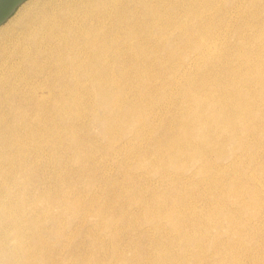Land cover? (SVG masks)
Returning <instances> with one entry per match:
<instances>
[{
	"label": "rangeland",
	"instance_id": "obj_1",
	"mask_svg": "<svg viewBox=\"0 0 264 264\" xmlns=\"http://www.w3.org/2000/svg\"><path fill=\"white\" fill-rule=\"evenodd\" d=\"M35 1L37 0H26L23 4H21L17 8L16 12L4 24L0 26V33L5 28H9L11 27V25L13 26L20 15L23 14L26 9ZM238 11L240 12L228 11L226 16L219 20L218 24H206V28H201L199 29L200 31L194 32V36H190L192 38L191 41L187 38L189 36L188 34L191 35L190 32H193V30L191 29V24H186L188 26L187 28H179L181 26H184L182 24L178 25L179 27H177V29L176 27H174L167 31L163 30L161 34L164 40L162 47L164 46V48H162L163 50L161 49V54L159 53L158 55H152V57L146 61H136L126 58L118 59L116 61L117 64L114 62L112 67V74L116 79L111 78L114 77L113 75L109 77H100L101 85L99 89H97L98 92H85L86 94H84V97L86 95L87 96L85 99L83 98L84 101H80V105L77 104L70 108H53L55 106L49 104L38 105L28 103L24 105H16L12 108L5 106L2 109L3 114L0 116V144H3L1 149L2 152L6 153L5 151H8L6 145H8L9 143L13 141L14 143H17V145L14 144V168L12 167V169L9 170V164L8 162H6L5 168L3 169V175L8 177L9 180L12 178V180L15 181V184L17 186H15V188L18 191V199H26L28 205L32 203L29 208L31 207L30 213L33 220L36 221V219H38L37 222H45L49 217V219L47 220L48 224L46 225L45 223L46 228L42 227L40 229H36L34 232L35 239L37 241L40 239L41 240L38 242L33 241V243L27 247L28 249L26 248L27 251L24 250L22 252L23 259L20 258L17 264H264V98L260 97L261 95H264V90L262 91V89H264V87H262L264 86V84L262 86H259L251 82L248 86H240V89H244L246 91L247 96L245 95L244 98L249 97V100L256 102V108H254V110L250 111L249 114H247L249 125L242 126L241 124L239 125V123H237L238 128L237 126L236 128L238 129V131L236 129L235 132L233 131L232 133H230L231 135L226 134L227 132L221 133L225 135H222L223 137L221 135L219 136L223 141L227 139L226 136H229V139L224 142H222L219 138L218 143H222L221 145L223 149L217 143V140L215 143L213 142L215 145L211 143L215 148H212L213 146H209V149H207V145L204 146L203 144L204 139L202 138V134L200 136L198 135L201 142L199 141V138H196L197 135L196 137L194 136L195 139H191V141L193 140V143L195 140L194 144H196L197 142V144L204 146L205 149H207L205 154L206 157L209 155L207 158H209L211 162H207V160L203 162L188 161L189 152L187 153V151L184 150V147L185 149L187 147L188 149H192L195 145L192 147L190 145V142H188L187 146V141H184L185 139L183 138L181 139L183 127L181 126V123H179L182 122V114L184 109L183 103L185 101L188 90H193L201 94L205 93V90L209 91L208 89H210L211 92L209 91L208 93L206 91V93H208L210 97L212 96V94V97H215L217 95L223 94L224 92H227L229 89H232V86L228 87V81L230 86V82L235 77V75L254 76L258 69L260 70V68L262 69L263 67L264 70V66H262V64L264 65V0H252L250 3L248 0L247 5ZM178 33L179 36H177ZM185 34L187 35L185 36ZM171 37L176 38V41ZM256 38L257 40L253 42V40H255ZM185 39L187 41V44L186 41H184ZM167 40L169 42H167ZM194 41L203 42V45L205 47L199 49L194 44ZM239 43H241V46L239 45ZM166 44H168L167 48L165 47ZM257 44H259V46ZM170 45H172V47H170ZM212 47L213 49H211ZM206 51H208V53ZM162 54L165 57H163ZM170 54L171 56H169ZM191 61L193 64L191 63ZM252 62L255 64L253 65ZM169 64L172 65L169 66ZM232 66L235 68L233 69ZM144 67L150 70L148 71ZM133 74L137 77H135ZM185 77L188 78L186 79ZM110 79L112 80V86L110 85V83H108L111 82ZM156 80L158 81L156 82ZM204 83L206 84V86ZM183 85L185 86L184 88ZM114 87L115 89H112ZM143 87L146 89L143 90ZM100 88L104 90L100 91ZM204 88L205 90H203ZM201 89L204 92H201ZM258 89L260 90L259 92ZM106 90L108 93L106 92ZM110 90L113 91V95L111 94ZM100 93L101 96L99 95ZM110 95H112L113 99H111ZM97 96H100L99 99L97 98ZM105 96L109 98L107 99V101H105ZM101 97H105V99L103 98L104 101H101V103H105L108 101L111 102L110 107H108L109 111L107 110V105L109 106V102L101 104L99 101L102 100L100 99ZM112 100H115L116 102H112ZM93 104L94 106L90 107ZM99 105L103 106L100 108ZM79 106L82 109L79 108ZM63 108L66 110V112H64L65 110ZM123 108L127 111L126 113ZM21 110L24 114L26 113L25 118L23 117L24 114H22V116V112H19ZM67 111H70V113L68 114ZM112 111L115 112V115L114 113H112ZM9 113H11V117L9 116ZM60 113L62 115H60ZM66 113V117H63V115ZM57 114L59 115L58 117ZM78 114L81 115L79 116ZM179 114L181 116L180 118H178ZM103 115L105 117L107 116L106 120H104L106 122L103 121V119L105 118L103 117ZM123 118H125L126 120ZM141 118H143L142 121ZM113 121L115 122L113 123ZM128 121L130 123L132 122L134 125L131 123L132 126H129L130 123ZM16 124H18V126H16ZM106 125L109 127L107 128ZM110 125H112V127H110ZM134 127L135 132L131 131L134 129ZM240 128L242 129V133H245V135H242ZM262 128L263 130H261ZM10 129H12V131ZM67 129L69 131H67ZM128 129L130 131V134H127ZM251 129L252 132H250ZM65 130L68 133H66ZM27 131L28 133H26ZM108 131L111 133H109ZM239 132L242 136L239 134ZM233 133H236L235 136L233 135ZM22 134H24V136ZM197 139L199 142L197 141ZM241 140H243V142ZM174 143V147H176L177 149L174 151L179 150L182 152L180 153L181 155L179 157L181 159L183 158V156L187 157L186 159L184 157L182 159L183 161L180 160L179 157H177V160L175 158V163L170 159V150L172 148L169 149V147H171L170 145ZM229 144L230 146L228 147ZM189 146H191V148ZM226 146L230 151L225 148ZM232 148L233 150H236V152H234L237 155L235 156L234 160H232L233 158H231L233 157L232 153H234ZM160 149H162L163 151H160ZM166 149H168V153L166 152ZM224 149L226 152L224 151ZM209 151L211 152L209 153ZM241 151H245L244 155H247L251 158H248L247 156L245 157L244 155L242 156L241 154H243V152ZM27 152H30V154ZM165 152L167 154H165ZM219 152H222L221 155L223 154V157L220 161L216 159V157L218 158L217 154H219ZM26 153L28 154L27 156ZM183 153H185V155ZM154 154H157V156L155 155L157 160L154 157ZM163 154L166 156L164 157ZM228 154L230 155V157ZM158 155L161 159L158 158ZM140 158L143 160L140 161ZM237 158H240L239 160L242 162H240ZM162 159L163 163L161 164V166L159 163L162 162ZM166 159L169 162L167 163V168L164 166V163L167 166ZM146 160H148L149 162ZM235 160L236 163L238 162V165L236 163H232L235 162ZM144 162L145 164H143ZM138 163L140 164L139 166H137ZM239 163H242V165ZM178 164L183 168L180 167L179 169ZM246 164L249 165L247 166ZM170 165H172V167L174 166L175 168L173 169L172 167H170ZM192 165L195 168H192ZM160 166L161 170L158 169L160 168ZM232 168L235 170H233ZM258 168L260 169V171ZM175 169H177V171H175L177 173L174 172ZM183 169H185L184 172ZM195 170L197 174L199 171V175L196 174ZM152 171L153 173H151ZM258 171L262 175H259ZM238 172H240V174ZM20 174L25 175L21 176ZM231 176H233L234 179L231 178ZM16 181L19 183V185L22 186H19ZM209 182L211 184H209ZM215 183H218L217 186ZM234 185L236 186L234 187ZM22 189L24 190V192H22ZM153 189L155 190V192L152 191ZM212 189L214 191L217 190V193ZM222 189H224V191ZM229 189L234 193L232 191L229 193ZM254 189L257 190V193ZM235 191L237 192L235 193ZM208 192L214 194L208 195ZM249 194L252 196H250ZM173 195L175 196V198ZM157 196L160 198H157ZM176 196L179 198L176 199ZM227 197L228 199H226ZM162 199L164 200V202ZM39 200L41 205L40 203H37ZM132 201L137 202L138 204L133 203ZM52 203L53 205H51ZM68 203L71 204L69 205ZM49 205L50 207H48ZM209 205H211L212 207ZM144 206L146 211L143 208ZM215 206L218 207V210L217 208H215ZM33 207L35 210H33L34 212L32 211ZM213 208L214 211L210 212L213 210ZM222 210H224L223 212L225 216L222 214ZM98 212L100 214H98ZM143 212L146 214L145 217V214ZM32 213L34 214L32 215ZM228 213H230V215H228ZM190 214L191 216L189 217ZM218 214L220 216L216 218ZM220 217L221 222H219ZM105 220H108V222ZM166 220L168 222H166ZM206 221H209L210 225L209 222L207 223ZM49 222H53L51 223V226ZM106 223H108V225ZM150 223L152 224L151 226ZM52 224L54 226H52ZM174 224L176 226L178 224L177 227L179 229ZM240 224H242L243 226ZM189 226H191L193 229ZM217 227L219 228L217 229ZM215 229L217 231H215ZM221 229L224 231L221 232ZM191 230H194L195 232L193 231V233ZM43 231L46 233V236L44 235L45 233ZM174 231H176L177 233L175 232V234ZM207 231L208 233H206V235L205 232ZM226 231L229 233H227ZM38 232H40L41 234ZM231 232L233 234H230ZM172 233H174V235ZM224 234L226 235L225 238L222 236ZM235 235L237 237H235ZM168 236L170 239H168ZM233 236L234 238H231ZM54 237L55 239H53ZM210 237L213 238L211 239ZM97 238L100 241H98ZM135 243H138L137 246ZM191 243L193 244L191 245ZM180 246L182 247V249ZM112 247L114 249H112ZM208 249H212L213 251H208ZM5 255H7V253H4V256ZM27 256H31L28 262L27 260H24V257ZM72 258L75 261L72 260ZM217 258L218 260H216ZM63 259L66 262L63 261ZM91 260H93V262H91ZM261 260L263 261L261 262Z\"/></svg>",
	"mask_w": 264,
	"mask_h": 264
},
{
	"label": "bare ground",
	"instance_id": "obj_2",
	"mask_svg": "<svg viewBox=\"0 0 264 264\" xmlns=\"http://www.w3.org/2000/svg\"><path fill=\"white\" fill-rule=\"evenodd\" d=\"M248 0H37L32 5H30L26 11L20 15V17L15 21L14 25L9 28H5L0 33V116L3 114L2 109L5 106L12 108L16 105H24V104H38L44 105L49 104L56 107H65L70 108L75 105H80V101H84L86 96L84 97L85 92L92 91L91 93L98 92L97 89L100 87V77H109L112 74L113 63L118 59H133L136 61L139 60H148L152 57V55L161 54L162 44L164 42L162 31L169 30L171 28L179 27L178 25H184L179 28H187L186 24H191L193 32H190L187 37L191 41V37L195 35L194 32L200 31L201 28H206V24H218L219 20L226 16L228 11L240 12L238 10L242 9L247 5ZM252 0H249V3ZM257 14V13H256ZM210 25V26H211ZM245 25V24H244ZM190 26V25H189ZM234 26V25H233ZM238 26V25H237ZM236 28V25H235ZM241 28V27H240ZM189 30V29H188ZM179 31V30H178ZM235 31V30H234ZM176 32V31H175ZM173 33V32H172ZM181 33V32H180ZM171 35V34H170ZM175 35V34H174ZM187 34H185L186 36ZM240 35V34H238ZM179 36V33L178 35ZM184 36V35H183ZM191 36V37H190ZM217 37V35H216ZM215 37V38H216ZM234 37V36H233ZM172 39L176 38L171 37ZM178 38V37H177ZM181 38V37H180ZM207 38V37H206ZM232 38V37H231ZM205 39V38H204ZM250 39V38H249ZM248 39V40H249ZM253 39V38H252ZM182 40V39H181ZM221 40V39H220ZM235 40V39H233ZM257 38L254 41H256ZM186 41V39L184 40ZM167 42H169L167 40ZM166 42V43H167ZM262 43V42H261ZM170 44V43H169ZM187 44V41H186ZM194 44L199 48L205 47L203 42L194 41ZM241 43H239L240 45ZM165 45V44H164ZM168 44H166V48ZM194 45V46H195ZM259 46V44H257ZM174 46V45H173ZM187 46V45H186ZM216 46V45H214ZM219 46V45H218ZM241 46V45H240ZM172 47V45H170ZM177 47V46H175ZM208 48V47H207ZM170 49V48H169ZM196 49V48H195ZM194 49V50H195ZM213 49V47L211 48ZM210 49V50H211ZM262 49V48H261ZM260 49V50H261ZM163 50V49H162ZM259 50V49H258ZM166 51V50H165ZM257 51V50H255ZM164 52V51H163ZM162 52V53H163ZM184 52V51H183ZM198 52V51H197ZM208 53V51H206ZM240 52V51H239ZM170 53V52H169ZM174 53V50H173ZM238 53V52H237ZM242 53V52H241ZM257 53V52H256ZM164 54V53H163ZM162 54L163 57H165ZM174 55V54H173ZM187 55V54H186ZM193 55V54H192ZM195 55V54H194ZM206 55V54H204ZM171 56V54L169 55ZM240 56V55H239ZM260 56V55H259ZM186 57V56H185ZM184 57V58H185ZM191 57V56H190ZM171 58V57H170ZM169 58V59H170ZM157 59V58H156ZM160 59V58H159ZM164 59V58H163ZM183 59V58H182ZM205 59V58H204ZM243 60V58H242ZM246 60V59H245ZM261 60V59H260ZM152 61V60H151ZM156 61V60H155ZM154 62V60H153ZM165 62V61H163ZM162 62V63H163ZM194 62V61H193ZM247 62V61H246ZM137 63V62H136ZM139 63V62H138ZM158 63V61H157ZM156 63V65H157ZM170 63V62H169ZM192 63V61H191ZM238 63V61H237ZM242 63V61H241ZM253 63V62H252ZM117 64V63H116ZM131 64V63H130ZM150 64V63H149ZM155 64V63H153ZM165 64V63H164ZM193 64V63H192ZM233 64V62H232ZM255 63H253L254 65ZM166 65V64H165ZM172 65V64H171ZM169 64V66H171ZM199 65V64H198ZM249 65V64H248ZM247 65V66H248ZM252 65V66H253ZM133 66V64H132ZM191 66V65H190ZM238 66V65H237ZM262 66H264L262 64ZM116 67V66H115ZM164 67V65H163ZM162 67V69H163ZM173 67V66H172ZM231 67V65H230ZM233 67V66H232ZM134 68V67H133ZM141 68V67H140ZM146 68V67H144ZM154 68V67H153ZM235 67H233L234 69ZM115 69V68H114ZM135 69V68H134ZM133 69V70H134ZM147 69V68H146ZM159 69V68H158ZM176 69V68H175ZM174 69V70H175ZM244 69V68H243ZM148 70V69H147ZM150 70V69H149ZM148 70V71H149ZM178 70V69H177ZM236 70V69H235ZM246 70V69H245ZM256 70V69H255ZM115 71V70H114ZM113 71V72H114ZM124 71V70H123ZM136 71V70H135ZM134 71V72H135ZM146 71V70H145ZM173 71V70H172ZM171 71V72H172ZM243 71V70H242ZM153 72V71H152ZM156 72V71H154ZM241 72V71H240ZM238 72V73H240ZM254 72V71H253ZM117 73V72H115ZM122 73V71H121ZM141 73V72H140ZM158 73V72H157ZM168 73V72H167ZM191 73V72H190ZM231 73V71H230ZM229 73V74H230ZM237 73V72H236ZM127 74V73H126ZM118 75V74H117ZM121 75V74H120ZM119 75V76H120ZM134 75V74H133ZM132 75V76H133ZM172 75V74H171ZM217 75V74H216ZM114 76V75H113ZM137 77L136 75H134ZM133 76V77H134ZM231 76V75H230ZM150 77V76H149ZM112 79L115 78L111 77ZM123 78V77H122ZM142 78V76H141ZM158 78V77H157ZM186 78V77H185ZM188 78V77H187ZM186 78V79H187ZM105 79V78H104ZM107 79V78H106ZM116 79V78H115ZM119 79V77H118ZM146 79V78H145ZM163 79V78H162ZM111 80V79H110ZM230 80V79H229ZM153 81V80H152ZM158 80H156L157 82ZM205 81V80H204ZM104 82V81H103ZM115 82V81H114ZM113 82V83H114ZM118 82V81H117ZM130 82V81H129ZM255 83L259 86L264 84V70L263 67L256 72L254 76H236L231 80L230 86L228 81L229 89L227 92L223 94L217 95L215 97L209 96V91L205 90V93H197L193 90H188V93L185 97V101L183 103L184 109L182 114V122L181 126L182 137L181 139H185L186 145L188 146V142L193 147L192 149H188V147L184 150L187 151L189 157L188 161H205L211 162L209 158L206 157V150L209 149V146L215 145L214 143L217 140L219 141V136L224 135L222 132H227L226 134L231 135L233 131L235 132L238 128L237 123L242 126H247L248 117L250 111L256 108V102L249 100V97L244 98L246 95V91L244 89H240V86L249 85V83ZM110 85L112 86V80ZM135 83V82H134ZM225 83V82H224ZM145 84V83H144ZM205 84V83H204ZM226 84V83H225ZM109 85V86H110ZM120 85V84H119ZM130 85V84H129ZM185 85V84H184ZM183 85V88L185 87ZM253 85V84H252ZM155 86V84H154ZM187 86V85H186ZM206 86V84H205ZM121 87V86H120ZM134 87V86H133ZM145 87V86H144ZM143 87V90L146 88ZM153 87V86H152ZM209 87V86H208ZM258 87V86H257ZM264 87V86H262ZM109 88V87H108ZM140 88V87H139ZM151 88V87H150ZM207 88V87H206ZM214 88V87H213ZM245 88V87H244ZM256 88V87H254ZM253 88V89H254ZM112 89H115L112 88ZM138 89V88H136ZM135 89V90H136ZM152 89V88H151ZM194 89V88H193ZM225 89V88H224ZM260 89V88H259ZM258 89V92L260 91ZM104 90L100 88V91ZM109 90V89H107ZM106 90V92H107ZM132 90V89H131ZM141 90V89H140ZM202 90V89H201ZM201 92H204V91ZM264 89H262L263 91ZM111 94H112V90ZM118 91V90H117ZM139 91V90H137ZM136 91V92H137ZM200 91V90H199ZM206 91L208 93H206ZM222 91V90H221ZM254 91V90H253ZM105 92V91H104ZM116 92V90H115ZM211 92V91H210ZM220 92V91H219ZM108 93V92H107ZM119 93V92H118ZM138 93V92H137ZM143 93V91H142ZM215 93V92H214ZM106 94V93H105ZM120 94V93H119ZM135 94V92H134ZM218 94V93H217ZM264 94V92H263ZM101 96V93L99 94ZM103 95V93H102ZM108 95V94H107ZM106 95V96H107ZM113 95V94H112ZM112 95H110L111 99H113ZM90 96V95H89ZM99 96V97H100ZM105 96V97H106ZM140 96V95H139ZM247 96V95H246ZM255 96V95H254ZM253 96V97H254ZM97 96V98L99 99ZM105 97H103L105 99ZM109 97V96H108ZM138 97V96H137ZM264 98V95L260 96ZM84 98V99H83ZM89 98V97H87ZM102 97L99 100L104 101ZM97 99V101H98ZM106 97V100L107 101ZM124 100V99H123ZM264 100V99H263ZM86 101V100H85ZM111 101V100H110ZM115 100H112V102ZM128 101V100H126ZM125 101V104H126ZM257 101V100H256ZM260 101V100H259ZM89 102V101H88ZM94 102V100H93ZM92 102V103H93ZM109 102V101H108ZM105 102V103H108ZM116 102V101H115ZM99 103V102H98ZM99 103V104H100ZM101 103V104H105ZM107 105V110L108 107ZM128 103V102H127ZM259 104V103H258ZM96 105V104H95ZM145 105V104H144ZM94 106L91 105L90 107ZM100 106V105H99ZM98 106V107H99ZM103 106V105H102ZM100 106V108L102 107ZM123 106V105H122ZM126 106V105H125ZM124 107V106H123ZM131 107V106H128ZM127 107V108H128ZM182 107V105H181ZM180 107V108H181ZM52 108V107H51ZM79 108H81L79 106ZM96 108V107H95ZM99 108V109H100ZM116 108V106H115ZM126 108V107H125ZM264 108V106H263ZM64 109V108H63ZM82 109V108H81ZM90 109V108H89ZM97 109V108H96ZM37 110V109H36ZM65 110V109H64ZM92 110V108H91ZM103 110V109H102ZM114 110V109H110ZM124 110V108H123ZM40 111V110H39ZM54 111V109H53ZM63 111V110H62ZM61 111V112H62ZM83 111V110H82ZM94 111V108H93ZM106 111V110H105ZM109 111V110H108ZM106 111V112H108ZM125 113L127 112L124 110ZM140 111V110H139ZM142 111V110H141ZM261 111V109H260ZM20 113L22 112L19 111ZM60 112V109H59ZM66 112V110L64 111ZM68 112V111H67ZM78 112V111H76ZM81 112V111H80ZM130 112V111H128ZM259 112V111H258ZM19 113V114H20ZM39 113V112H38ZM37 113V114H38ZM58 113V112H57ZM70 111L68 112V114ZM109 113V112H108ZM112 113L115 112L112 111ZM117 113V111H116ZM122 113V112H121ZM124 113V114H125ZM253 113V112H252ZM256 113V112H255ZM5 114V113H4ZM11 113H9V116ZM24 114L23 112L21 115ZM26 114V113H25ZM24 114V118L26 117ZM53 114V113H52ZM107 114V113H106ZM104 114V115H106ZM142 114V113H141ZM254 114V113H253ZM60 115H62L60 113ZM67 113L63 115L66 117ZM79 115V114H78ZM81 115V114H80ZM79 115V116H80ZM103 115V117H105ZM112 115V114H111ZM123 115V114H122ZM131 115V114H130ZM263 115V114H262ZM42 116V115H41ZM59 115L57 114V117ZM78 116V117H79ZM113 116V115H112ZM253 116V115H252ZM258 116V115H257ZM6 117V116H5ZM3 117V118H5ZM18 117V116H17ZM50 117V116H49ZM54 117V116H53ZM62 117V118H63ZM107 117V116H106ZM106 117L103 119L106 120ZM110 117V115H109ZM180 114L179 117L180 118ZM121 118V117H120ZM133 118V117H132ZM131 118V119H132ZM250 118V117H249ZM256 118V117H255ZM18 119V118H17ZM29 119V118H28ZM66 119V118H65ZM125 119V118H123ZM127 119V114H126ZM125 119V120H126ZM139 119V117H138ZM143 118H141L142 121ZM176 119V118H175ZM263 119V118H262ZM261 119V120H262ZM27 120V119H26ZM56 120V119H55ZM113 120V119H112ZM133 120V119H132ZM260 120V119H259ZM258 120V121H259ZM31 121V120H30ZM122 121V120H121ZM140 121V119H139ZM106 122V121H104ZM111 122V121H110ZM115 121H113L114 123ZM125 122V121H124ZM129 122V121H128ZM135 122V121H134ZM52 123V122H51ZM108 123V122H107ZM112 123V124H113ZM118 123V122H117ZM120 123V122H119ZM122 123V122H121ZM130 123V122H129ZM132 123V122H131ZM129 126H132V124ZM139 123V122H137ZM173 123V122H172ZM254 123V122H253ZM19 124V123H18ZM16 124V126H18ZM24 124V122H23ZM171 124V123H169ZM11 125V124H10ZM69 125V124H68ZM134 125V124H133ZM9 126V125H8ZM7 126V127H8ZM36 126V125H35ZM38 126V124H37ZM116 126V125H115ZM118 126V124H117ZM177 126V125H176ZM237 126V128H236ZM253 126V125H252ZM24 127V126H23ZM73 127V126H72ZM108 128L109 126L106 125ZM112 127V125H110ZM179 127V124H178ZM240 127V126H239ZM249 127V126H248ZM251 127V126H250ZM17 128V127H16ZM28 128V126H27ZM32 128V127H31ZM104 128V127H103ZM128 128V127H127ZM130 128V127H129ZM264 128V127H263ZM263 128L261 130H263ZM23 129V128H22ZM34 129V128H33ZM61 129V128H60ZM69 129V128H68ZM67 129V131H69ZM117 129V128H115ZM241 129V128H240ZM239 129V130H240ZM246 129V128H245ZM253 129V128H252ZM252 129L250 132H252ZM12 131V129H10ZM28 130V129H27ZM38 130V129H37ZM72 130V129H71ZM75 130V129H74ZM257 130V129H256ZM33 131V130H32ZM66 130L65 132L68 133ZM105 131V130H104ZM110 131V130H109ZM108 131V132H109ZM117 131V130H115ZM114 131V132H115ZM122 131V130H119ZM124 131V130H123ZM126 131V129H125ZM127 134H130L129 129L127 130ZM135 132V127L133 130ZM238 131V129H237ZM245 131V130H244ZM64 132V131H63ZM64 132V133H65ZM72 132V131H71ZM70 132V133H71ZM75 132V131H74ZM112 132V133H114ZM178 132V131H177ZM257 132V131H256ZM255 132V134H256ZM28 133V131L26 132ZM65 133V134H66ZM73 133V132H72ZM111 133V132H109ZM118 133V132H117ZM125 133V132H124ZM237 133V132H236ZM235 133V134H236ZM242 133V129H241ZM247 133V131H246ZM106 134V133H104ZM119 134V133H118ZM117 134V135H118ZM122 134V133H120ZM176 134V133H175ZM203 135L204 146L207 145V149L204 146L199 144H194L193 140L194 136L199 138L200 135ZM233 133V135L235 136ZM240 134V132H239ZM24 136V134H22ZM173 135V134H172ZM199 135V136H198ZM241 135V134H240ZM242 135H245V133ZM241 135V136H242ZM248 135V134H247ZM254 135V134H253ZM252 135V136H253ZM264 135V134H263ZM7 136V135H5ZM17 136V135H16ZM75 136V133H74ZM105 136V135H104ZM175 136V135H174ZM225 136V135H224ZM237 136V135H236ZM255 136V135H254ZM111 137V135H110ZM122 137V136H121ZM185 137V138H184ZM223 137V136H222ZM232 137V136H231ZM258 137V136H257ZM11 138V137H10ZM104 138V137H103ZM120 138V137H119ZM174 138V137H173ZM229 139V136H226ZM238 138V136H237ZM260 138V137H259ZM9 139V138H8ZM7 139V141H8ZM106 139V138H105ZM195 139V138H194ZM223 139V138H222ZM225 139L224 141H227ZM239 139V138H238ZM237 139V140H238ZM241 139V137H240ZM107 140V139H106ZM109 140V139H108ZM177 140V139H176ZM202 140V139H201ZM221 140V138H220ZM6 141V142H7ZM13 141V140H12ZM116 141V140H115ZM158 141V140H156ZM168 141V140H167ZM180 141V140H179ZM183 141V140H182ZM198 141V139H197ZM198 141V142H199ZM224 142L223 140H221ZM235 141V138H234ZM243 142V140H241ZM37 142V141H36ZM73 142V141H72ZM129 142V141H128ZM161 142V141H160ZM166 142V141H165ZM171 142V141H170ZM174 142V141H173ZM172 142V143H173ZM201 142V141H200ZM214 142V143H213ZM231 142V141H230ZM154 143V142H153ZM157 143V142H156ZM155 143V144H156ZM181 143V142H180ZM193 143V144H191ZM213 145H212V144ZM226 143V142H225ZM237 143V142H236ZM235 143V144H236ZM7 144V143H6ZM5 144V145H6ZM14 144L17 143L11 142L6 145L8 151L6 153L2 152V145L0 144V264H17V262L22 258V252L26 250L28 246H30L33 241L38 242L40 240H36L34 237V232L36 229L44 228L47 220L45 222H37L38 219L33 220L31 216V211L26 199L20 200L18 199V191L15 188L16 184L12 178L9 180L8 177L3 175V169L5 168V163L8 162L9 170L13 167V157H14ZM35 144V141H34ZM177 144V143H176ZM183 144V143H182ZM219 144V143H218ZM222 144V143H221ZM220 147L222 148V145ZM224 144V143H223ZM232 144V143H231ZM241 144V143H239ZM238 144V145H239ZM159 145V143H158ZM168 145V144H166ZM179 145V144H178ZM226 145V144H225ZM29 146V145H28ZM172 148L170 151V159L175 163V158L179 157L182 153L177 150L175 143L170 145ZM181 146V145H180ZM191 146H189L191 148ZM218 146V145H217ZM230 144L228 145V147ZM232 146V145H231ZM5 147V146H4ZM19 147V146H18ZM157 147V146H156ZM164 147V146H163ZM219 147V148H220ZM237 147V146H236ZM235 147V148H236ZM74 148V147H73ZM178 148V147H177ZM180 148V147H179ZM212 148H215L214 146ZM211 148V149H212ZM227 148V146L225 147ZM234 148V147H233ZM232 148V150H233ZM37 149V148H36ZM165 149V148H164ZM183 149V148H182ZM223 149V148H222ZM228 149V148H227ZM34 150V149H33ZM162 149H160L161 151ZM173 150V151H172ZM213 150V149H212ZM218 150V149H217ZM229 150V149H228ZM247 150V149H246ZM25 151V150H24ZM32 151V150H30ZM35 151V150H34ZM74 151V150H73ZM163 151V150H162ZM183 151V150H182ZM214 151V150H213ZM221 151V150H220ZM225 151V149H224ZM223 151V152H224ZM230 151V150H229ZM228 151V152H229ZM236 150H233V152ZM240 151V150H238ZM248 151V150H247ZM246 151V153H247ZM37 152V151H36ZM168 153V149H166ZM165 152V154H167ZM211 151H209L210 153ZM218 152V151H217ZM226 152V151H225ZM233 154L232 160H234L236 153ZM243 152V151H241ZM245 152V151H244ZM241 154L242 156L244 155ZM30 154V152H27ZM26 153V156L28 155ZM153 153V152H152ZM186 153V154H187ZM222 153V152H221ZM219 152L218 158L216 159L220 161L222 159V155ZM159 154V153H157ZM157 154H154L157 156ZM185 155V153H183ZM182 154V155H183ZM208 154V151H207ZM213 154V153H212ZM211 154V155H212ZM250 154V153H249ZM152 155V154H151ZM164 155V154H163ZM226 155V153H225ZM229 155V154H228ZM142 156V155H141ZM166 155H164L165 157ZM168 156V155H167ZM214 156V154H213ZM241 156V157H242ZM245 156V155H244ZM247 156V155H246ZM245 156V157H246ZM16 157V156H15ZM147 157V156H146ZM150 157V156H149ZM153 157V158H154ZM185 156H183L184 158ZM215 157V156H214ZM230 157V155H229ZM240 157V156H239ZM248 157V156H247ZM20 158V157H18ZM23 158V157H22ZM144 158V156H143ZM152 158V157H151ZM156 158V157H155ZM154 158V159H155ZM158 158L161 159L158 155ZM180 158V157H179ZM182 158V159H183ZM187 157H185L186 159ZM230 158V159H231ZM243 158V157H242ZM241 158V159H242ZM251 158V157H248ZM150 159V158H149ZM180 158V160H182ZM184 159V160H185ZM190 159V160H189ZM209 159V160H208ZM215 159V161H216ZM229 159V158H228ZM238 160L240 158H237ZM247 159V158H246ZM19 160V159H18ZM143 159L140 158V161ZM157 160V158H156ZM214 160V158H213ZM231 160V161H232ZM245 160V159H243ZM20 161V160H19ZM148 161V160H146ZM155 161V160H154ZM161 161V160H160ZM167 161V159H166ZM165 161V162H166ZM170 161V160H169ZM183 161V160H182ZM181 161V163H182ZM230 161V162H231ZM240 161V160H239ZM251 161V159H250ZM16 162V160H15ZM32 162V161H31ZM149 162V161H148ZM214 162V161H213ZM229 162V160H228ZM227 162V163H228ZM242 162V161H240ZM141 163V162H140ZM158 163V161H157ZM163 163H159L160 165ZM169 163L168 161L166 164ZM171 163V162H170ZM192 163V162H191ZM216 163V162H215ZM213 163V164H215ZM220 163V162H219ZM222 163V162H221ZM232 163H236L232 162ZM238 163V162H237ZM236 163V164H237ZM247 163V162H246ZM20 164V162H19ZM142 164V163H141ZM145 164V162L143 163ZM151 164V163H150ZM180 164V163H179ZM178 164V166H179ZM187 164V163H186ZM218 164V163H217ZM229 164V163H228ZM242 165V163H239ZM140 164L138 163L137 166ZM147 165V164H146ZM175 165V164H174ZM191 165V164H190ZM194 165V163H193ZM192 168H195L193 167ZM206 165V164H205ZM204 165V166H205ZM212 165V164H211ZM220 165V164H219ZM238 165V164H237ZM244 165V164H243ZM247 165V164H246ZM249 165V164H248ZM247 165V166H248ZM19 166V165H18ZM21 166V165H20ZM35 166V165H34ZM154 166V165H153ZM151 166V167H153ZM162 166V165H161ZM161 166L160 169L161 170ZM164 166H167L164 163ZM196 166V165H195ZM199 166V165H198ZM226 166V165H225ZM229 166V165H227ZM256 166V165H255ZM143 167V166H142ZM149 167V166H148ZM172 167V165H170ZM182 166H179V169ZM188 167V166H186ZM202 167V166H201ZM200 167V169H201ZM213 167V166H212ZM219 167V166H218ZM233 167V166H232ZM236 167V166H235ZM239 167V166H238ZM241 167V166H240ZM14 168V167H13ZM137 168V167H136ZM175 168L174 166L172 167ZM183 168V167H182ZM181 168V169H182ZM211 168V167H210ZM216 168V167H215ZM227 168V167H226ZM249 168V167H248ZM262 168V167H261ZM22 169V168H21ZM145 169V168H142ZM155 169V168H154ZM153 169V170H154ZM156 169V170H158ZM172 169V170H173ZM186 169V168H185ZM183 169V172L184 170ZM199 169V170H200ZM204 169V168H203ZM202 169V171H203ZM221 169V166H220ZM233 169V168H232ZM238 169V168H237ZM259 169V168H258ZM14 170V169H13ZM17 170V169H16ZM138 170V169H136ZM155 170V171H156ZM197 170V169H196ZM195 170V172H196ZM208 170V169H207ZM225 170V168H224ZM235 170V169H233ZM250 170V169H249ZM8 171V170H7ZM20 171V169H19ZM151 171V170H150ZM163 171V170H162ZM167 171V170H166ZM177 169L174 170V172ZM191 171V170H190ZM243 171V170H242ZM260 171V169H259ZM258 171L259 175L261 174ZM262 171V169H261ZM264 171V170H263ZM23 172V171H22ZM21 172V173H22ZM134 172V171H133ZM132 172V173H133ZM169 172V171H168ZM172 172V171H171ZM170 172V173H171ZM241 172V171H240ZM240 172H238L240 174ZM16 173V171H15ZM131 173V174H132ZM153 173V171L151 172ZM166 173V172H165ZM177 173V172H175ZM215 173V172H214ZM30 174V173H29ZM162 174V172H161ZM197 174V172H196ZM238 174V175H239ZM21 175V174H20ZM25 175V174H24ZM23 174L21 176H24ZM156 175V174H155ZM167 175V174H166ZM187 175V174H186ZM199 175V171L198 174ZM196 175V176H197ZM205 175V174H204ZM244 175V174H243ZM249 175V174H247ZM262 175V174H261ZM150 176V174H149ZM181 176V175H180ZM201 176V175H200ZM199 176V177H200ZM215 176V175H214ZM217 176V175H216ZM242 176V175H241ZM255 176V175H254ZM175 177V176H174ZM190 177V176H189ZM211 177V176H210ZM213 177V176H212ZM253 177V176H252ZM17 178V177H16ZM187 178V177H186ZM204 178V177H203ZM222 178V175H221ZM230 178V177H229ZM233 178V176H231ZM230 178V179H231ZM248 178V177H247ZM22 179V178H21ZM212 179V178H211ZM228 179V178H227ZM226 179V180H227ZM234 179V178H233ZM249 179V178H248ZM203 180V179H202ZM123 181V179H122ZM201 181V178H200ZM236 181V180H235ZM241 181V180H240ZM249 181V180H248ZM17 182V181H16ZM23 182V181H21ZM217 182V179H216ZM18 183V182H17ZM220 183V182H219ZM234 183V182H232ZM247 183V182H246ZM245 183V184H246ZM23 184V183H22ZM209 184H211L209 182ZM216 184V183H215ZM218 184V183H217ZM216 184V186H217ZM222 184V183H221ZM230 184V183H229ZM228 184V185H229ZM236 184V183H234ZM19 185V183H18ZM22 186V185H19ZM203 186V185H200ZM221 186V185H220ZM219 186V187H220ZM232 186V185H230ZM236 185H234L235 187ZM17 187V186H16ZM229 187V186H228ZM249 187V186H248ZM22 188V187H21ZM170 188V187H169ZM208 188V187H207ZM206 188V189H207ZM213 188V187H212ZM244 188V187H243ZM246 188V187H245ZM250 188V187H249ZM24 189V188H23ZM22 189V190H23ZM155 189V188H154ZM152 190L155 192V190ZM216 189V188H215ZM232 189V188H231ZM237 189V188H236ZM235 189V190H236ZM170 190V189H169ZM213 190V189H212ZM219 190V189H218ZM224 191V189H222ZM228 190V188H227ZM239 190V189H238ZM255 190V189H254ZM160 191V190H159ZM192 191V190H191ZM207 191V190H206ZM214 191V190H213ZM232 190L229 189V193ZM257 190H255L256 192ZM24 192V190L22 191ZM157 192V191H156ZM171 192V191H170ZM210 192V191H209ZM208 192V195L211 194ZM217 193V190L214 191ZM233 192V191H232ZM237 191H235L236 193ZM239 192V191H238ZM243 192V190H242ZM247 192V191H246ZM252 192V191H251ZM20 193V192H19ZM221 193V192H220ZM225 193V192H224ZM234 193V192H233ZM257 193V192H256ZM25 194V193H24ZM153 194V193H152ZM157 194V193H156ZM160 194V193H159ZM212 193L211 195H213ZM227 194V193H226ZM243 194V193H242ZM158 195V194H157ZM171 195V194H170ZM175 195V194H174ZM173 195V196H174ZM230 195V194H229ZM239 195V193H238ZM250 195V194H249ZM22 196V195H21ZM25 196V195H24ZM159 196V195H158ZM157 198H160L158 197ZM169 196V195H167ZM178 196V195H177ZM176 196V197H177ZM245 196V195H244ZM252 196V195H250ZM129 197V196H128ZM156 197V196H155ZM208 197V196H207ZM206 197V198H207ZM212 197V196H211ZM229 197V196H228ZM228 197L226 199H228ZM231 197V196H230ZM241 197V196H240ZM259 197V194H258ZM26 198V197H25ZM133 198V197H132ZM164 198V197H163ZM175 198V196H174ZM177 197L176 199H178ZM215 198V197H214ZM47 199V198H46ZM140 199V198H139ZM138 199V203H139ZM150 199V198H149ZM219 199V197H218ZM217 199V200H218ZM225 199V200H226ZM32 200V199H31ZM29 200V201H31ZM34 200V198H33ZM41 200V199H40ZM40 200L37 202L40 203ZM131 200V198H130ZM129 200V201H130ZM141 200V199H140ZM158 200V199H157ZM160 200V199H159ZM163 200V199H162ZM174 200V199H173ZM172 200V201H173ZM190 200V199H189ZM213 200V198H212ZM211 200V201H212ZM221 200V199H220ZM231 200V199H230ZM49 201V200H48ZM135 201V200H133ZM132 201V202H133ZM167 201V200H166ZM178 201V200H177ZM176 201V202H177ZM191 201V200H190ZM194 201V200H193ZM199 201V200H198ZM216 201V200H215ZM214 201V202H215ZM249 201V200H248ZM247 201V202H248ZM131 202V203H132ZM153 202V201H152ZM164 202V200H163ZM175 202V201H174ZM210 202V201H209ZM213 202V201H212ZM220 202V201H219ZM218 202V203H219ZM229 202V200H228ZM34 203V202H33ZM137 203V202H133ZM137 203V204H138ZM159 203V202H158ZM190 203V202H189ZM195 203V202H194ZM205 203V202H204ZM36 204V203H35ZM50 204V203H46ZM67 204V202H66ZM65 204V205H66ZM69 205L71 203H68ZM129 204V203H128ZM141 204V202H140ZM155 204V202H154ZM225 204V202H224ZM223 204V206H224ZM257 204V203H256ZM261 204V203H260ZM34 205V204H33ZM41 205V203H40ZM53 205V203L51 204ZM99 205V204H98ZM134 205V204H132ZM158 205V204H157ZM164 205V204H163ZM181 205V204H180ZM38 206V205H37ZM67 206V205H66ZM101 206V205H100ZM99 206V207H100ZM103 206V205H102ZM152 206V205H151ZM150 206V207H151ZM211 206V205H209ZM40 207V206H39ZM46 207V206H45ZM50 207V205L48 206ZM98 207V208H99ZM165 207V206H164ZM178 207V206H177ZM212 207V206H211ZM47 208V207H46ZM66 208V207H65ZM145 210V206L143 207ZM158 208V207H157ZM166 208V207H165ZM180 208V207H179ZM208 208V207H207ZM215 208L218 207L215 206ZM34 207L32 208V211ZM127 210V209H126ZM152 210V208H151ZM243 210V208H242ZM246 210V208H245ZM248 210V207H247ZM256 210V207H255ZM35 211V210H34ZM33 211V212H34ZM49 211V210H47ZM52 211V210H51ZM50 211V212H51ZM67 211V210H65ZM129 211V210H128ZM146 211V210H145ZM208 211V210H207ZM214 208L212 211L213 212ZM224 210H222V214L224 215ZM226 211V210H225ZM236 211V210H235ZM96 212V211H95ZM100 212V211H99ZM98 212V214H100ZM102 212V211H101ZM141 212V211H140ZM158 212V211H157ZM209 212V213H210ZM219 212V211H218ZM217 212V213H218ZM36 213V212H35ZM43 213V212H42ZM46 213V212H44ZM70 213V212H69ZM142 213V212H141ZM144 213V212H143ZM173 213V211H172ZM186 213V212H185ZM208 213V212H207ZM215 213V212H214ZM213 213V214H214ZM216 213V215H217ZM34 213H32L33 215ZM41 214V212H40ZM145 214V213H144ZM148 214V212H147ZM158 214V213H157ZM156 214V215H157ZM168 214V213H166ZM165 214V215H166ZM187 214V213H186ZM193 214V213H192ZM250 214V213H249ZM260 214V213H259ZM36 215V214H35ZM59 215V214H58ZM141 215V214H140ZM151 215V214H150ZM164 215V216H165ZM230 215V213H228ZM258 215V214H257ZM60 216V215H59ZM100 216V215H99ZM146 214L144 215V217ZM152 216V215H151ZM170 216V215H169ZM168 216V217H169ZM186 216V215H185ZM191 214L189 215V217ZM209 216V215H208ZM220 215L218 214L217 217ZM225 216V215H224ZM36 217V216H35ZM41 217V216H40ZM53 217V216H52ZM61 217V216H60ZM59 217V218H60ZM103 217V216H102ZM125 217V216H124ZM148 217V216H147ZM176 217V216H175ZM174 217V218H175ZM207 217V216H206ZM213 217V216H212ZM228 217V216H227ZM34 218V216H33ZM43 218V217H42ZM45 218V216H44ZM58 218V219H59ZM177 218V217H176ZM208 218V217H207ZM206 218V219H207ZM232 218V217H231ZM62 219V218H61ZM107 219V218H106ZM152 219V217H151ZM163 219V218H162ZM190 219V218H189ZM224 219V218H223ZM56 220V219H55ZM109 220V219H108ZM108 220H105L108 222ZM155 220V219H154ZM172 220V219H171ZM205 220V219H204ZM221 217L219 218V222ZM225 220V219H224ZM41 221V220H40ZM110 221V220H109ZM120 221V220H119ZM144 221V219H143ZM158 221V220H157ZM176 221V220H175ZM190 221V220H189ZM153 222V221H152ZM166 222H168L166 220ZM207 222V221H206ZM209 222V221H208ZM207 222V223H208ZM218 222V223H219ZM226 222V221H225ZM50 223V222H49ZM53 223V222H51ZM50 223V226H51ZM58 223V222H57ZM110 223V222H109ZM114 223V222H113ZM146 223V221H145ZM149 223V222H148ZM154 223V222H153ZM159 223V221H158ZM162 223V222H161ZM177 223V222H176ZM213 223V222H212ZM64 224V223H63ZM62 224V225H63ZM108 225V223H106ZM121 224V223H120ZM160 224V223H159ZM195 224V223H194ZM197 224V223H196ZM200 224V223H199ZM217 224V223H216ZM58 225V224H57ZM146 225V224H145ZM144 225V226H145ZM149 225V224H148ZM152 224L150 223V226ZM158 225V224H157ZM161 225V224H160ZM175 225V224H174ZM201 225V224H200ZM206 225V224H205ZM210 225V222H209ZM242 225V224H240ZM52 226H54L52 224ZM170 226V225H168ZM176 226V225H175ZM178 226V224H177ZM176 226V227H177ZM199 226V225H198ZM202 226V225H201ZM218 226V225H217ZM224 226V225H223ZM243 226V225H242ZM110 227V226H109ZM158 227V226H157ZM192 228L191 226H189ZM195 227V226H194ZM46 228V227H45ZM59 228V227H58ZM178 228V227H177ZM176 228V229H177ZM189 228V230H190ZM202 228V227H201ZM200 228V229H201ZM219 227H217L218 229ZM225 228V227H224ZM50 229V228H49ZM53 229V227H52ZM121 229V228H120ZM150 229V228H149ZM179 229V228H178ZM193 229V228H192ZM197 229V228H196ZM198 229V230H200ZM60 230V229H57ZM63 230V229H62ZM61 230V232H62ZM154 230V229H153ZM159 230V229H158ZM165 230V229H164ZM188 230V231H189ZM195 230V229H194ZM193 230V231H194ZM202 230V229H201ZM242 230V228H241ZM49 231V230H47ZM115 231V230H113ZM119 231V230H118ZM146 231V230H145ZM148 231V230H147ZM177 231V230H176ZM174 231V233L176 232ZM179 231V230H178ZM192 231V230H191ZM192 231V232H193ZM215 231H217L215 229ZM224 231L221 229V232ZM44 232V231H43ZM42 232V233H43ZM94 232V231H92ZM122 232V231H121ZM119 232V233H121ZM163 232V231H162ZM180 232V231H179ZM195 232V231H194ZM193 232V233H194ZM227 232V231H226ZM235 232V231H234ZM40 233V232H38ZM45 233V232H44ZM43 233V234H44ZM49 233V232H47ZM54 233V232H53ZM174 233H172L174 235ZM177 233V232H176ZM175 233V234H176ZM184 233V232H183ZM182 233V234H183ZM208 233L205 232V234ZM229 233V232H227ZM226 233V234H227ZM41 234V233H40ZM51 234V233H50ZM76 234V233H75ZM157 234V233H156ZM186 234V233H185ZM216 234V232H215ZM230 234H233L232 232ZM237 234V233H235ZM46 236V233L44 234ZM49 235V234H47ZM59 235V234H58ZM179 235V234H178ZM195 235V234H193ZM207 235V234H206ZM210 235V234H209ZM220 235V234H219ZM240 235V232H239ZM238 235V236H239ZM119 236V235H118ZM117 236V237H118ZM155 236V235H154ZM221 236V235H220ZM224 238L226 235H222ZM231 236V235H230ZM44 237V236H43ZM219 237V236H218ZM235 237H237L235 235ZM157 238V237H156ZM211 238V237H210ZM213 238V237H212ZM211 238V239H212ZM220 238V237H219ZM231 238H234L231 237ZM49 239V238H48ZM55 239V237L53 238ZM155 239V238H154ZM168 239L169 236H168ZM98 240V238H97ZM177 240V239H176ZM193 240V239H192ZM223 240V238H222ZM233 240V239H232ZM54 241V240H53ZM56 241V240H55ZM100 241V240H98ZM131 241V240H130ZM157 241V240H156ZM202 241V240H201ZM211 241V240H210ZM220 241V240H218ZM236 241V240H235ZM234 241V242H235ZM133 242V241H132ZM139 242V241H138ZM142 242V241H141ZM172 242V241H171ZM180 242V241H179ZM182 242V241H181ZM212 242V241H211ZM210 242V244H211ZM216 242V241H215ZM251 242V241H250ZM43 243V242H42ZM48 243V242H47ZM115 243V242H114ZM113 243V244H114ZM174 243V241H173ZM241 243V242H240ZM35 244V243H34ZM136 244V243H135ZM138 244V243H137ZM136 244V246H137ZM171 244V243H170ZM193 243H191L192 245ZM209 244V243H208ZM216 244V243H215ZM115 245V244H114ZM238 245V244H237ZM42 246V244H41ZM53 246V245H51ZM50 246V247H51ZM158 246V245H156ZM195 246V245H194ZM210 246V245H209ZM232 246V244H231ZM125 247V246H124ZM127 247V246H126ZM166 247V246H165ZM175 247V246H173ZM181 247V246H180ZM215 247V246H213ZM248 247V246H247ZM37 248V247H36ZM53 248V247H52ZM120 248V247H119ZM122 248V247H121ZM133 248V247H132ZM138 248V247H137ZM178 248V247H177ZM28 249V248H27ZM112 249H114L112 247ZM123 249V248H122ZM130 249V248H129ZM144 249V248H143ZM166 249V248H165ZM182 249V247H181ZM218 249V248H217ZM52 250V249H51ZM119 250V249H118ZM121 250V249H120ZM139 250V249H138ZM151 250V249H150ZM178 250V249H176ZM194 250V249H193ZM248 250V249H247ZM27 251V250H26ZM37 251V250H36ZM123 251V250H122ZM121 251V252H122ZM132 251V250H131ZM157 251V250H156ZM187 251V250H186ZM189 251V250H188ZM198 251V250H197ZM208 251H213L212 249H208ZM116 252V251H115ZM136 252V251H134ZM148 252V251H147ZM160 252V251H158ZM157 252V253H158ZM171 252V251H170ZM4 253L7 255L4 256ZM123 253V252H122ZM121 253V254H122ZM143 253V252H142ZM145 253V252H144ZM173 253V252H172ZM180 253V252H179ZM41 254V253H40ZM135 254V253H134ZM147 254V253H146ZM159 254V253H158ZM157 254V255H158ZM163 254V252H162ZM181 254V253H180ZM188 254V253H187ZM191 254V253H190ZM186 255V254H185ZM189 255V254H188ZM264 256V255H263ZM262 256V257H263ZM135 257V256H134ZM149 257V256H148ZM156 257V256H155ZM159 257V256H157ZM167 257V256H166ZM249 257V256H248ZM31 256L24 257V260L29 261ZM43 258V257H42ZM137 258V257H136ZM161 258V257H159ZM224 258V257H223ZM264 258V257H263ZM41 259V258H40ZM54 259V258H53ZM71 259V258H70ZM146 259V258H145ZM166 259V258H165ZM187 259V258H186ZM226 259V258H225ZM42 260V259H41ZM72 260H74L72 258ZM90 260V259H89ZM126 260V259H125ZM138 260V259H136ZM141 260V258H140ZM218 260V258L216 259ZM45 261V260H44ZM52 261V260H51ZM60 261V259H59ZM62 261V260H61ZM63 261H65L63 259ZM62 261V262H63ZM75 261V260H74ZM124 261V260H123ZM164 261V260H163ZM171 261V260H170ZM183 261V260H182ZM263 260H261L262 262ZM56 262V261H55ZM66 262V261H65ZM73 262V261H72ZM93 262V260H91ZM130 262V261H129ZM165 262V261H164ZM214 262V261H213ZM173 263V262H172ZM182 263V262H181ZM217 263V262H216ZM42 264V263H41ZM54 264V263H52ZM65 264V263H64ZM69 264V263H68ZM72 264V263H71ZM76 264V263H75ZM91 264V263H90ZM126 264V263H125ZM157 264V263H156ZM220 264V263H219ZM223 264V263H222Z\"/></svg>",
	"mask_w": 264,
	"mask_h": 264
},
{
	"label": "water",
	"instance_id": "obj_3",
	"mask_svg": "<svg viewBox=\"0 0 264 264\" xmlns=\"http://www.w3.org/2000/svg\"><path fill=\"white\" fill-rule=\"evenodd\" d=\"M26 0H0V26L4 24Z\"/></svg>",
	"mask_w": 264,
	"mask_h": 264
}]
</instances>
